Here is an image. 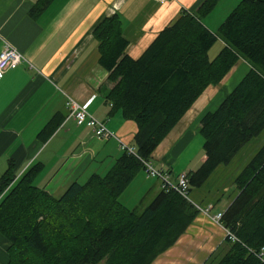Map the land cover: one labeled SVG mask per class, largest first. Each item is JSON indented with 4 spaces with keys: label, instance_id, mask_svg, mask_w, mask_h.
Masks as SVG:
<instances>
[{
    "label": "trees",
    "instance_id": "16d2710c",
    "mask_svg": "<svg viewBox=\"0 0 264 264\" xmlns=\"http://www.w3.org/2000/svg\"><path fill=\"white\" fill-rule=\"evenodd\" d=\"M53 0H36L29 9L39 17ZM216 0H203L195 12L181 10L138 57L125 52L128 40L114 13L93 29L98 62L113 84L107 99L112 111L136 124V154L126 150L104 174L72 182L55 197L34 184L42 168L35 163L16 176L8 160L0 175V234L8 240L0 264H151L173 246L197 210L174 190L160 189L143 207L124 205L119 196L143 170L156 146L204 89L218 84L240 57L251 68L212 111L200 119L205 159L187 172L189 192L218 165L229 164L264 131V0H240L215 33L203 23ZM225 45L213 58L209 50ZM54 116L39 132L47 140L59 126ZM235 192L221 223L237 237L228 249L203 264H264V142L233 181Z\"/></svg>",
    "mask_w": 264,
    "mask_h": 264
},
{
    "label": "crops",
    "instance_id": "0c3cea01",
    "mask_svg": "<svg viewBox=\"0 0 264 264\" xmlns=\"http://www.w3.org/2000/svg\"><path fill=\"white\" fill-rule=\"evenodd\" d=\"M35 1L0 0V51L6 40L29 62L7 69L0 79V175L8 160L14 162L16 176L41 163L34 184L59 197L72 182H84L92 173L104 174L125 151L117 139L98 138L88 127L68 117L65 94L86 103L88 111L104 121L122 142L134 146L135 122L124 118L121 110L112 111L107 99L113 84L98 62L95 26L103 18L118 14L128 40L125 52L135 58L181 10L195 12L203 0H167L163 4L156 0H53L39 17L32 18L29 9ZM239 1L216 0L202 23L215 33ZM215 43L218 46L212 50ZM215 43L209 50L210 58L225 45L219 37ZM250 68L240 57L218 84L208 85L156 146L149 158L151 163L167 171L171 180L178 173L197 168L206 157L199 133L202 115L217 108ZM54 116H62V121L44 141L37 134ZM258 137L251 139L229 164L218 165L202 186L192 189V199L211 204V214L223 211L233 197L219 207L224 194L264 142V136ZM160 189L158 178L147 177L140 170L119 200L129 208L137 207ZM223 232L207 215H198L176 243L164 251L166 254L151 264H165L176 252H225L228 244ZM7 245L8 240L0 234V259L5 258ZM175 256L184 259V254Z\"/></svg>",
    "mask_w": 264,
    "mask_h": 264
},
{
    "label": "built area",
    "instance_id": "2783aa9c",
    "mask_svg": "<svg viewBox=\"0 0 264 264\" xmlns=\"http://www.w3.org/2000/svg\"><path fill=\"white\" fill-rule=\"evenodd\" d=\"M158 3L163 4L167 0H156ZM29 63L24 55L19 52L15 46L10 44L8 41L4 40L3 47L0 51V79L3 73L7 69H12L17 67L21 62ZM65 106L68 110V117L72 118L77 125H83L88 127L95 136L101 139L115 138L120 142L122 149L126 150L128 153L136 154V149L134 146H130L122 142L118 136L111 131L106 125L105 122L95 117L87 109L86 103H80L75 100L72 96L65 94ZM93 95L90 96L87 102H90L93 99ZM143 170L147 177L158 178L161 182V188L168 191L174 190L179 193L186 200L191 201L195 207L207 215L209 219L220 225L224 229L225 237L231 241H237V237L232 233L228 228H225L221 223V212H216L211 214L210 210L212 208L211 204L199 205L193 201L189 192V182L188 177L185 172L178 173L176 179L173 181L170 179L169 173L162 168L155 167L150 160L142 159ZM1 198V195H0ZM258 257L262 262H264V246H262L258 252Z\"/></svg>",
    "mask_w": 264,
    "mask_h": 264
},
{
    "label": "rangeland",
    "instance_id": "374dc122",
    "mask_svg": "<svg viewBox=\"0 0 264 264\" xmlns=\"http://www.w3.org/2000/svg\"><path fill=\"white\" fill-rule=\"evenodd\" d=\"M216 46H218V43H215V47H213L212 50H214L216 48ZM261 134H262L261 137L260 136L258 137L259 139L262 138V136H264V131ZM256 141L257 140H255V142ZM253 144H252V146H253ZM6 191H7V188L1 193V195H4ZM234 192H235V187L233 185V187H231L230 191L224 194L223 201L220 202L219 207L222 206L223 202L226 201L228 199V197L232 196V194H234ZM191 198H193V197L191 196ZM147 199H149V200H147L146 202H144V204L141 207H143L144 205H146L147 203H149V201L152 199V196H148ZM187 201H189V200H187ZM193 201L195 203L199 204V205H203L200 201H197L196 199H193ZM189 202L192 204L193 208L197 210V214H196V216L193 219V221H194L198 215H202L203 213L200 212L191 201H189ZM193 221H192V223H193ZM209 221H210V219H209ZM187 228H186V230H187ZM186 230H185V232H186ZM223 234H225V233L223 232ZM224 237H225V235H224ZM221 253H223V252H210V254L208 252H176L173 256H171L169 259H167L168 261H166L165 264H203L205 261H207L208 259L211 258L210 257L211 254H213L214 257H218ZM163 254L165 255L166 253L163 252L156 259H158L159 257H162ZM177 254H184V259L179 260L178 257L175 256ZM185 255H187V257ZM175 259H178V260H175ZM96 264H104V260H102V261H100V262H98Z\"/></svg>",
    "mask_w": 264,
    "mask_h": 264
}]
</instances>
